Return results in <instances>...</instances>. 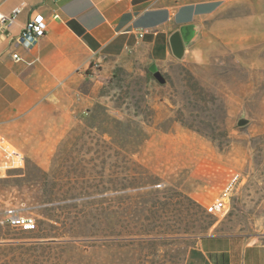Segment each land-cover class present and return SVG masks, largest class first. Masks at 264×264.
Instances as JSON below:
<instances>
[{
    "label": "rangeland",
    "instance_id": "obj_1",
    "mask_svg": "<svg viewBox=\"0 0 264 264\" xmlns=\"http://www.w3.org/2000/svg\"><path fill=\"white\" fill-rule=\"evenodd\" d=\"M181 61L122 63L51 162L0 179V264H208V235L253 236L264 207V0H218ZM153 65V64H152ZM245 112L251 123L238 128ZM44 151L45 153H41ZM238 179L225 214L215 202ZM33 216L37 231L3 224ZM214 226L209 228L210 222Z\"/></svg>",
    "mask_w": 264,
    "mask_h": 264
},
{
    "label": "crops",
    "instance_id": "obj_2",
    "mask_svg": "<svg viewBox=\"0 0 264 264\" xmlns=\"http://www.w3.org/2000/svg\"><path fill=\"white\" fill-rule=\"evenodd\" d=\"M218 0H0V135L21 150L51 149V162L92 93L122 63L161 67L176 58L171 35L217 11ZM48 23L30 50L18 46L32 14ZM19 55V60L13 56ZM45 153L41 151V153ZM0 162V179L11 176ZM194 251L208 264H264V207L253 236L208 235Z\"/></svg>",
    "mask_w": 264,
    "mask_h": 264
},
{
    "label": "built area",
    "instance_id": "obj_3",
    "mask_svg": "<svg viewBox=\"0 0 264 264\" xmlns=\"http://www.w3.org/2000/svg\"><path fill=\"white\" fill-rule=\"evenodd\" d=\"M23 5L24 4L17 7L13 11V15L9 17L0 15L1 23L4 25H12L17 14L21 12ZM47 28L48 23L42 14H32L21 35L17 38L18 46L26 50L32 49L45 36ZM13 58L15 60L20 59L18 54H15ZM0 162L6 170H23L26 166V156L24 152L11 146L1 135ZM237 179L238 176L235 175L221 191L219 198L215 202L206 206L207 213L211 215H218L221 213L225 214L227 212ZM2 223L25 232L37 231V221L35 217L22 215L17 209L7 210L6 217Z\"/></svg>",
    "mask_w": 264,
    "mask_h": 264
},
{
    "label": "water",
    "instance_id": "obj_4",
    "mask_svg": "<svg viewBox=\"0 0 264 264\" xmlns=\"http://www.w3.org/2000/svg\"><path fill=\"white\" fill-rule=\"evenodd\" d=\"M200 32L198 24H187L174 32L170 37V47L176 60L181 61L185 58L187 48L196 41ZM149 71L153 74L155 80L161 84H167V78L159 70L156 64L149 67ZM251 123V119L243 112L237 121L238 128H245Z\"/></svg>",
    "mask_w": 264,
    "mask_h": 264
},
{
    "label": "trees",
    "instance_id": "obj_5",
    "mask_svg": "<svg viewBox=\"0 0 264 264\" xmlns=\"http://www.w3.org/2000/svg\"><path fill=\"white\" fill-rule=\"evenodd\" d=\"M207 212V211H206ZM208 216H209V218L211 219L212 218V215L211 214H209L208 213ZM6 226H8V225H6ZM214 226V222H210V224H209V228H211V227H213ZM8 227H10V226H8ZM23 232H25V231H23Z\"/></svg>",
    "mask_w": 264,
    "mask_h": 264
}]
</instances>
